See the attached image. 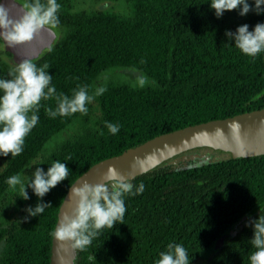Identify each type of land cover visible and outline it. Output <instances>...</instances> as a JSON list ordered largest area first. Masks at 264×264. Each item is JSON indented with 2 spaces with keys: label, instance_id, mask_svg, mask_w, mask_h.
<instances>
[{
  "label": "trees",
  "instance_id": "1",
  "mask_svg": "<svg viewBox=\"0 0 264 264\" xmlns=\"http://www.w3.org/2000/svg\"><path fill=\"white\" fill-rule=\"evenodd\" d=\"M98 1L77 7L75 0H57V40L32 61L49 65L58 94L71 97L86 86L95 98L86 115L55 118L45 110L56 109L55 99L42 100L23 152L0 155V264H51L60 205L99 160L167 131L264 107V52L249 57L226 36L245 24L249 31L264 24L254 0L247 15H240L241 5L220 18L211 0H124V12L97 7ZM17 64L0 39V79H12ZM106 122L118 124L119 132L110 133ZM226 153L188 155L133 177L145 191L125 194L124 223L101 229L89 246L76 249L77 264H156L169 243L185 247L189 264H250L254 231L247 225L264 209V154ZM55 161L67 165L68 177L42 199L28 187L24 200L19 186L6 183L19 174L27 184L37 167L46 173ZM38 202L52 206L26 220ZM221 236L223 244L204 257Z\"/></svg>",
  "mask_w": 264,
  "mask_h": 264
},
{
  "label": "clouds",
  "instance_id": "2",
  "mask_svg": "<svg viewBox=\"0 0 264 264\" xmlns=\"http://www.w3.org/2000/svg\"><path fill=\"white\" fill-rule=\"evenodd\" d=\"M257 14L264 12V0H254ZM240 15L245 16L253 9L248 0H211V8L218 18L225 11L240 8ZM60 4L57 0H33L23 5L24 14L20 19H13L10 8L0 3V39L8 46L16 47L30 42L38 32L45 28L56 29L60 23L58 12ZM229 40L235 41L243 54L256 57L264 52V24H257L254 31H249L247 24L238 27L235 33L226 32ZM49 65L37 67L31 60H23L10 70L12 79H0V155L7 157L19 156L23 152L25 138L37 125L41 101L55 99L56 109L46 108V113L56 116H71L77 112L87 114V104L95 96L90 95L86 86L73 91L71 97L57 93L51 85L52 75L46 71ZM147 82L146 78L139 79L141 87ZM99 89L95 95L102 94ZM106 127L112 134L120 130L118 124L106 122ZM67 157L66 160H70ZM143 171V170H142ZM69 169L65 163L55 161L45 173L37 167L32 173L30 182L25 184L21 175L9 177L6 183L10 189L16 190L19 186L20 196L24 200L30 199L27 188L31 187L37 197L43 198L52 188L68 177ZM131 175L121 174L115 167L110 166L104 175V183H84L80 187H72V195L76 199V207L72 214L64 215L53 235L61 241H71L74 249L83 250L92 243L101 229H113L117 223H124L126 206L123 197L125 194L137 195L145 191V185L140 182L134 186ZM135 188V191H134ZM50 203L38 202L35 208L29 207L26 211L29 217L40 216ZM247 226H251L254 236L250 240L255 249L250 254V264H264V209L258 219H250ZM156 264H189L188 254L181 244L169 243L166 251L161 252Z\"/></svg>",
  "mask_w": 264,
  "mask_h": 264
},
{
  "label": "water",
  "instance_id": "3",
  "mask_svg": "<svg viewBox=\"0 0 264 264\" xmlns=\"http://www.w3.org/2000/svg\"><path fill=\"white\" fill-rule=\"evenodd\" d=\"M0 3L10 8L13 19H20L23 16L24 0H0ZM57 37L56 29L45 28L30 42L16 47L8 46L3 39L2 41L5 50L20 63L23 60H36L55 44ZM202 146L246 155L264 154V107L167 131L120 154L99 160L69 186L59 208L55 229L63 216L72 214L76 207L72 187H80L84 183H104L103 177L110 166L115 167L121 174L135 177L165 163L177 161L188 155L195 156L197 149ZM224 240V237H218L205 251L204 257H209ZM51 264H77V250L72 247L71 241H61L53 235Z\"/></svg>",
  "mask_w": 264,
  "mask_h": 264
},
{
  "label": "rangeland",
  "instance_id": "4",
  "mask_svg": "<svg viewBox=\"0 0 264 264\" xmlns=\"http://www.w3.org/2000/svg\"><path fill=\"white\" fill-rule=\"evenodd\" d=\"M76 2V6H88L91 5L92 0H75ZM97 7H101V8H110V9H115L118 10L120 12H124L127 9V6L124 2V0H99L96 4ZM229 156L228 153L219 150V149H210L208 147H203L200 148L197 152H196V156H194L193 158H199V159H213V158H223V157H227ZM188 159H185L183 161L177 162V166L179 165H183L187 163ZM1 248V246H0Z\"/></svg>",
  "mask_w": 264,
  "mask_h": 264
},
{
  "label": "flooded vegetation",
  "instance_id": "5",
  "mask_svg": "<svg viewBox=\"0 0 264 264\" xmlns=\"http://www.w3.org/2000/svg\"><path fill=\"white\" fill-rule=\"evenodd\" d=\"M25 4V3H24ZM4 46V45H3Z\"/></svg>",
  "mask_w": 264,
  "mask_h": 264
}]
</instances>
